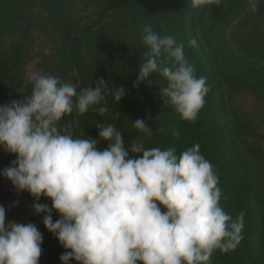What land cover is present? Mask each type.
I'll list each match as a JSON object with an SVG mask.
<instances>
[{"label":"clouds","instance_id":"1","mask_svg":"<svg viewBox=\"0 0 264 264\" xmlns=\"http://www.w3.org/2000/svg\"><path fill=\"white\" fill-rule=\"evenodd\" d=\"M260 2L249 0V10L256 12ZM142 39L148 50L133 87L159 73L167 81L159 88L162 99L181 120L195 122L210 91L207 77L195 75L184 44L172 36L146 25ZM22 87L30 93L0 105V150L15 155L0 176L33 198L34 214H44V228L65 249L60 264H210L214 252L235 250L245 214L233 219L220 206L219 177L199 143L180 153L147 147L153 129L141 119L128 120L143 135L127 145L112 123H97L95 138L75 135L66 116L93 109L104 117L107 96L117 104L125 95L103 78L77 91L58 76L33 71ZM41 197L51 206L38 203ZM5 213L0 205V264H38L42 233L34 223L6 221Z\"/></svg>","mask_w":264,"mask_h":264},{"label":"trees","instance_id":"2","mask_svg":"<svg viewBox=\"0 0 264 264\" xmlns=\"http://www.w3.org/2000/svg\"><path fill=\"white\" fill-rule=\"evenodd\" d=\"M27 0H0V31L10 24L20 22L15 40L8 46L7 52L0 57V101L20 100L28 93L23 90V81L19 66L25 60L28 53L33 51L32 41L44 37L55 47L48 56L43 57L44 62L38 64L39 71L73 78L72 68L79 60V52L86 50L89 57V78L93 86L95 81L103 78L113 92L115 87H123L124 97L115 104L111 95L107 96L109 112L104 117L99 116L93 109L80 115L76 124H73L74 134L81 137L97 136L95 125L99 122L112 123L123 134L126 145L138 136L137 132H129L126 124L137 114L134 107V96L138 93L140 84L133 87L138 70L127 73L124 67L126 58L120 54L119 37L111 34L107 25L95 29L89 26L71 24L70 19L63 9L64 1L39 0L38 15L25 17L22 9ZM89 5H96L102 10L111 13L125 8H135L134 27L137 36L143 42V28L150 25L154 31L161 35L172 36L177 43L184 44V55L187 61L194 66L197 77H207L210 91L205 96L204 106L201 108L195 122L183 121L174 111L173 107L162 99L159 88L167 86V81L162 77L163 86L159 87L151 95L150 115H155L159 121L152 125L153 137L151 142L156 143L161 149L175 147L177 153L194 146L200 145L201 154L209 160L219 177L218 186L222 195L219 201L222 209L235 219L238 214L244 212V228L242 240L235 250L227 253L216 251L211 257L210 264H264V179L259 175L261 172L260 160L263 157L256 153L251 160H247L237 146V139L225 132L223 128V113L221 107H215V103L221 102L218 98V85L220 62L215 58L213 49L205 50V55L196 45L195 27L192 22L186 21L187 13L191 9L194 13L197 7L189 4L182 6L178 12L164 6V1L157 0H83ZM249 4V0L235 6L242 12ZM180 8V7H179ZM187 9V10H186ZM192 16V14H191ZM216 19V18H215ZM179 20V21H178ZM224 20V19H223ZM223 20H215L214 28L219 31V23ZM182 26L179 28V23ZM38 34L34 36V32ZM32 40V41H31ZM221 52L226 56L227 41L222 36L219 38ZM194 41L193 44H189ZM125 51V50H124ZM217 55V54H216ZM164 60V57H161ZM222 59V58H220ZM170 63V62H166ZM83 67V66H82ZM252 79L253 87L257 89L263 84L264 78L256 68ZM256 71V72H255ZM24 91L23 93H20ZM118 114V115H117ZM225 117H228L224 113ZM129 120V121H128ZM163 127L164 131H159ZM178 132L179 135H174ZM233 132V131H232ZM104 147L105 144L100 145ZM1 158V151H0ZM49 205V204H48ZM51 206V205H49ZM42 218H43V213ZM59 216L52 213L55 222ZM42 227V254L47 257L46 264H60L59 257L65 252L53 234ZM69 264H75L70 261Z\"/></svg>","mask_w":264,"mask_h":264},{"label":"rangeland","instance_id":"3","mask_svg":"<svg viewBox=\"0 0 264 264\" xmlns=\"http://www.w3.org/2000/svg\"><path fill=\"white\" fill-rule=\"evenodd\" d=\"M62 1H64V12L70 19L71 24L89 26L94 29L100 25L101 27L98 29L107 25L111 34H116L120 38L119 52L126 58L124 64L126 72L133 73L138 70L139 64L144 62L142 55L148 49L138 38L134 27L136 7L111 13L109 10L97 8L96 5H89L83 0ZM157 1H164V6L172 9L174 13L178 12L182 6L189 4V0ZM242 1L222 0L220 5L199 6L194 13H191L193 9L188 11L185 20H190L192 26L195 27V43L202 53L205 55V50L213 49L215 59L220 62L221 75L215 82L218 85V98L221 102L214 105L217 108L221 107V113H223L221 127L223 126L229 136L235 133L233 138L237 139L239 152L247 160H251L255 153L263 157L258 166L261 168L259 175L264 179V80L263 84L257 89L253 87V83L249 80L255 75L252 67L264 73V0H261L258 10L254 13L249 10V4L242 12L239 8L236 9L235 6L242 3ZM38 5L39 0H27L22 9L23 15L25 17L38 15L41 12ZM215 18L224 19L219 23V31L214 28ZM20 26L21 23L18 22L13 25L10 24L0 31V57L7 52L8 46L15 40ZM181 26L180 22L179 28ZM33 34L36 36L38 31ZM220 36L228 44L226 56L220 51ZM32 44L33 51L26 55L25 60L18 68L23 78H27L28 74L33 71H39L38 64L44 62L43 57L48 56L55 47L49 42V39L44 37L34 39ZM85 52V49L79 52V60L72 68L71 76L73 75V78L67 77V82L75 84L77 91L91 85L88 72L89 57ZM261 76L264 78V75ZM60 79L66 82L61 76ZM161 86H163L162 76L159 73L151 74L145 82L140 83L139 91L133 100L137 114L131 118V121L145 120L150 126L159 121L155 115H150L149 109L152 102L151 95ZM23 90L29 92L28 89L23 88ZM8 102L10 101L2 100L0 105ZM224 113L228 117H225ZM79 117L80 115L73 112L71 115L66 116L64 120L76 124ZM126 128L129 132L142 134L132 128L129 122L126 124ZM146 146L159 147L153 141H149ZM0 151V170H3L15 159V155L6 153L3 150ZM17 201L18 203H15ZM37 202L51 205V201L43 197ZM32 204L33 198L28 193L17 194L11 183L0 176V205L6 209V221L20 224L34 223L41 232L42 214H34ZM46 261L47 257L44 255L43 259L39 258L38 264H46Z\"/></svg>","mask_w":264,"mask_h":264}]
</instances>
